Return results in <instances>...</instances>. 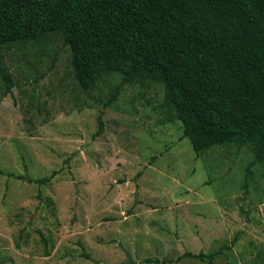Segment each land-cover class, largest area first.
I'll use <instances>...</instances> for the list:
<instances>
[{"label": "rangeland", "instance_id": "374dc122", "mask_svg": "<svg viewBox=\"0 0 264 264\" xmlns=\"http://www.w3.org/2000/svg\"><path fill=\"white\" fill-rule=\"evenodd\" d=\"M0 67L15 83L1 98L0 80V264H207L183 255L223 246L213 264H264L247 147L196 157L159 84L123 85L105 106L121 74L81 89L59 35L3 48Z\"/></svg>", "mask_w": 264, "mask_h": 264}, {"label": "trees", "instance_id": "16d2710c", "mask_svg": "<svg viewBox=\"0 0 264 264\" xmlns=\"http://www.w3.org/2000/svg\"><path fill=\"white\" fill-rule=\"evenodd\" d=\"M50 35L70 51L86 92L107 71L121 74L105 106L123 85L159 84L166 121L181 122L196 157L247 147L246 172L259 166L264 177V0H0V52ZM0 80L4 98L15 86L6 67ZM9 176L39 186L52 179ZM229 248L183 257L213 264Z\"/></svg>", "mask_w": 264, "mask_h": 264}]
</instances>
